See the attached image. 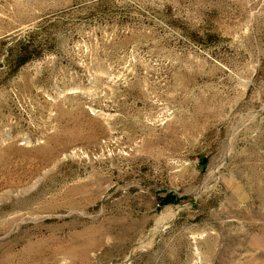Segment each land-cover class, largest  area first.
Returning a JSON list of instances; mask_svg holds the SVG:
<instances>
[{
    "label": "rangeland",
    "instance_id": "rangeland-1",
    "mask_svg": "<svg viewBox=\"0 0 264 264\" xmlns=\"http://www.w3.org/2000/svg\"><path fill=\"white\" fill-rule=\"evenodd\" d=\"M0 264H264V0H0Z\"/></svg>",
    "mask_w": 264,
    "mask_h": 264
}]
</instances>
